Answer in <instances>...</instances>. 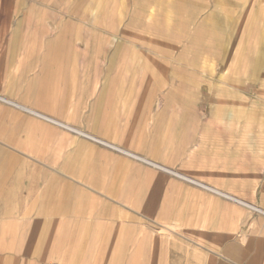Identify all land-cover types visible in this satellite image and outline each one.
<instances>
[{
	"label": "crops",
	"instance_id": "crops-1",
	"mask_svg": "<svg viewBox=\"0 0 264 264\" xmlns=\"http://www.w3.org/2000/svg\"><path fill=\"white\" fill-rule=\"evenodd\" d=\"M79 2L0 0V264H264V26L106 51Z\"/></svg>",
	"mask_w": 264,
	"mask_h": 264
},
{
	"label": "rangeland",
	"instance_id": "rangeland-1",
	"mask_svg": "<svg viewBox=\"0 0 264 264\" xmlns=\"http://www.w3.org/2000/svg\"><path fill=\"white\" fill-rule=\"evenodd\" d=\"M82 1V10L86 14L88 13V16H90L91 9L97 13V19L91 20L89 17L82 21L85 37L89 36L90 30L97 29L99 43L106 51V41L113 44L125 41L128 37V34L125 33L126 29H130L132 40H137L140 32L148 34L146 37L150 39V35H154L153 33L157 30L159 35H163L164 42L179 44V58H186L189 51L194 50V58L199 59L203 57L201 55L207 49L203 40L204 27L202 26L209 25L204 20L205 14L209 11H218L219 6L222 5L219 3L224 1H226L228 14V28L242 25L247 33L251 27L264 26V0H221L220 2L219 0ZM66 2L65 0H52V23L55 25H59L62 20L64 22V19L59 20V18H63L66 13L65 5L71 7L70 13L75 9V6L80 5L79 0H66ZM59 6H61L62 13L59 12ZM240 12H243L242 14L249 13L242 15L239 14ZM238 15H242L243 19H236ZM71 17H74V13L72 16L70 15ZM153 21L156 23H152ZM157 21H160V25L157 24ZM132 40L131 43L134 45ZM184 48L188 49V52L180 56ZM161 54L163 58L167 59L174 57V52L169 49H162Z\"/></svg>",
	"mask_w": 264,
	"mask_h": 264
}]
</instances>
